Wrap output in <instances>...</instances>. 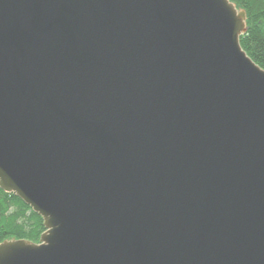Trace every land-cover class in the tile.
<instances>
[{
  "label": "water",
  "instance_id": "water-1",
  "mask_svg": "<svg viewBox=\"0 0 264 264\" xmlns=\"http://www.w3.org/2000/svg\"><path fill=\"white\" fill-rule=\"evenodd\" d=\"M231 0H0V187L44 218L0 264H264V68Z\"/></svg>",
  "mask_w": 264,
  "mask_h": 264
},
{
  "label": "trees",
  "instance_id": "trees-1",
  "mask_svg": "<svg viewBox=\"0 0 264 264\" xmlns=\"http://www.w3.org/2000/svg\"><path fill=\"white\" fill-rule=\"evenodd\" d=\"M245 9L247 30L240 42L252 59L264 68V0H231ZM44 218L23 199L0 187V243L8 239L39 242L45 232Z\"/></svg>",
  "mask_w": 264,
  "mask_h": 264
}]
</instances>
